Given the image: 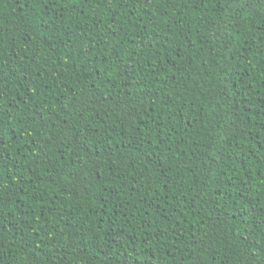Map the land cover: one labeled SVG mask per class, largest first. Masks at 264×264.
Segmentation results:
<instances>
[{"label": "trees", "instance_id": "1", "mask_svg": "<svg viewBox=\"0 0 264 264\" xmlns=\"http://www.w3.org/2000/svg\"><path fill=\"white\" fill-rule=\"evenodd\" d=\"M0 264H264V0H0Z\"/></svg>", "mask_w": 264, "mask_h": 264}]
</instances>
